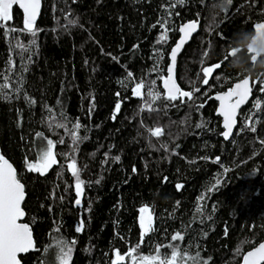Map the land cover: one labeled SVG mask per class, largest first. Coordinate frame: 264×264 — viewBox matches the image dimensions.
<instances>
[{
    "label": "trees",
    "instance_id": "16d2710c",
    "mask_svg": "<svg viewBox=\"0 0 264 264\" xmlns=\"http://www.w3.org/2000/svg\"><path fill=\"white\" fill-rule=\"evenodd\" d=\"M41 2L35 37L23 31L17 7L0 27V84L5 77L9 83V99H0V153L25 186V222L35 242L21 264H59L61 239L76 241L70 264H111L117 252L120 264H133L155 256L157 247L171 259L170 246L181 251L179 264H192L184 253H199L208 264H239L264 240V76L228 141L213 96L263 71L264 58L253 65L245 48L236 49L264 22V0ZM189 21L199 22V31L179 57L176 77L182 90L199 91L183 103L150 105L149 90L165 96L160 84L169 52ZM13 27L16 33L7 31ZM206 67L213 68L208 84ZM140 82L146 87L134 96ZM157 127L163 135L151 136ZM48 140L57 163L44 175L29 172L26 161L35 163L39 143ZM73 160L84 181L80 205L67 167ZM143 206L152 212L153 231L142 237ZM177 233L183 239L173 241Z\"/></svg>",
    "mask_w": 264,
    "mask_h": 264
},
{
    "label": "snow or ice",
    "instance_id": "6c2138e0",
    "mask_svg": "<svg viewBox=\"0 0 264 264\" xmlns=\"http://www.w3.org/2000/svg\"><path fill=\"white\" fill-rule=\"evenodd\" d=\"M175 2L176 4L183 5L185 0H175ZM226 2L230 4L231 0H226ZM14 5H18L19 8L23 10V31L35 37L38 31L36 28V20L41 9V0H0V27H4V23L13 19L12 10ZM71 23H75V21H71ZM197 27V22H188L179 28L180 33H182V38L181 41L177 43L171 51L172 64L168 67L167 78L163 79L166 95L161 97L158 92L149 90L147 92V98L150 105L154 104L159 99H166L169 102L179 99L183 103L185 102V98H187V100H192L194 97V91H199V89H195L193 92L182 91L180 87H178L173 77V70L175 67L177 54L182 45L188 40L192 33L197 30ZM7 31L16 33L18 30L13 27ZM254 32L255 37H258L264 33V23L256 24ZM248 34L249 33H245V35ZM165 39V36L160 37V40ZM31 45L33 47L35 46L34 39L31 41ZM18 46L24 51H28V49H25L23 45ZM215 67L219 68L220 64H217ZM202 71L204 77L203 83L208 84V78L212 74L213 68L206 67L203 68ZM128 75L131 77L132 73H128ZM7 80L8 77H5V82L0 84V99H9V97L4 94L5 91L9 89V83ZM145 87L146 85L143 82L137 83L136 86L132 88L133 95L140 96L141 89ZM16 91L19 92L20 88H16ZM252 91L253 88L250 86L249 79H243L236 83L235 86L228 92L215 97V99L220 101L219 115L223 117V127L225 129L223 136L225 140H227L233 132V128L236 124L238 109L246 102ZM261 91H264V88H261ZM25 100H27L29 104L34 103V101H31L28 99V97H25ZM120 107L121 105L117 103V112L120 110ZM199 107L202 108L203 104L199 105ZM256 107L259 108V102H257ZM150 110L155 109L150 108ZM113 118H115V114L113 115ZM56 127H63V125L57 123ZM80 127L81 125L79 123L74 125L75 129H79ZM197 127H201V125H197ZM251 130L253 132L256 131L255 127H253ZM150 134L153 137H160L163 135V131L160 127H157L152 130ZM37 135L39 136L40 134L37 133ZM72 140L74 144H78V142L81 140V138L76 135L75 131L72 132ZM60 143H63V140H61ZM53 148V141L48 140L46 146L41 147L39 158L35 163H29L26 161L27 170L29 172H38L41 175H44L52 167V165L57 163ZM115 160L118 161L119 157H115ZM67 167L75 177V204L80 205L81 196L83 195L84 181L80 179L75 160H73L72 163H69ZM227 171L228 169H225V172ZM219 184L220 180H216V185ZM176 187L177 190H179L182 185L177 184ZM213 187H215V185ZM208 191L211 192L212 188H209ZM24 196L25 186L18 178L17 171L2 155H0V264H21L20 260L17 259V254L26 253L29 250H35L33 235L29 225L27 223H18V221L21 220L25 215V212L21 207ZM199 211L200 209L198 208L197 212ZM139 212V224L143 237L146 236L148 232L153 231L152 212L147 206L141 207ZM83 227L84 224L83 221H81L80 225L76 228V231H82ZM182 239L183 237L179 233L172 236L173 241ZM75 244V240H58L56 245L58 252L56 253L55 260H58L59 264H70L73 247ZM170 247L171 259H169L167 256L162 257L160 255V249L157 247L155 256H139L138 261L134 260L133 264H179L177 258L181 257V251L175 246ZM136 251V249L132 250V252ZM123 259L124 257L121 256L119 252H117L116 259L112 260L111 264H120V261ZM182 259L190 260L192 264H208L207 260L200 259L199 253H197L195 256H188L186 253H184ZM262 262H264V243L259 244L255 250L249 252L244 257V264H262ZM42 264H55V261L44 260L42 261Z\"/></svg>",
    "mask_w": 264,
    "mask_h": 264
},
{
    "label": "water",
    "instance_id": "95a60500",
    "mask_svg": "<svg viewBox=\"0 0 264 264\" xmlns=\"http://www.w3.org/2000/svg\"><path fill=\"white\" fill-rule=\"evenodd\" d=\"M14 7H17V9L21 12V14H22V18H23V10L20 9L18 5H14ZM41 9H42V2H41ZM41 9H40V12H39V14H38V16H37L36 23L38 22V19H39V17H40ZM189 22H196V21H189ZM186 23H188V22H186ZM186 23H184V24H186ZM261 23H264V22H261ZM197 24H198L197 30H196L195 32L192 33V35H191V36L188 38V40L182 45L181 49L179 50V52H178V54H177V58H176V61H175V67H174V70H173V77H174V80H175V82L177 83L178 87H180V85L178 84V81H177V77H176V69H177L178 59H179V57L181 56V54H182L183 50L185 49V47L191 42L192 38L198 33V31H199V22H197ZM256 24H258V23H256ZM256 24H255V25H256ZM182 25H183V24H182ZM182 25H181V26H182ZM255 25L253 26V33H254V34H255V32H254V31H255ZM181 26H180V27H181ZM180 27H179V28H180ZM178 34H179V37H178L176 43L174 44V46L171 48V50H170V52H169V56H168L169 64H168V66H167V68H166V76H165L164 78H167V75H168V67L172 64V61H171V51H172V49L176 46V44L179 43V42L181 41V38H182V33H180L179 29H178ZM245 49H246L247 55L250 56V61H251V63H252L253 65H255V64H256L261 58H264V55H260V54L256 53L255 50H254V48H253L251 45H249V46L246 47ZM262 69H263V71H262V72L258 75V77L255 78V79H253L251 76H247V77L243 78V79H249L250 86L253 88V91H254L255 87L258 85V83L260 82V80L262 79V77L264 76V68H262ZM164 78H163V79H164ZM163 79L161 80V84H160V85H161V89H162L164 95H166V90H165L164 85H163ZM243 79H242V80H243ZM240 81H241V80H240ZM240 81H238V82H240ZM238 82H236V83H238ZM236 83H235V84H236ZM235 84H233L231 88H233V87L235 86ZM231 88H230V89H231ZM180 89L182 90L181 87H180ZM230 89H228L227 91L222 92V93H217V94H215V95L213 96V100L217 103V107H216L215 115H216L217 117H219L220 120H221V128H222L223 132L225 131V129H224V127H223V117H222L221 115H219L220 101H218L217 99H215V97H216L217 95H222V94L228 92ZM182 91H184V90H182ZM253 91H252V93H253ZM252 93L249 95V97H248V99L246 100V102H245L244 104H242V105L240 106V108L238 109V111H237V116H236V124H235V126H234V128H233V132H232V134L230 135V137H229L227 140H225V138H224V136H223V132H222V137H223V139H224L225 141H228L230 138H232V136H233V134H234V131H235L236 128H237V120H238L239 113H240L241 110H242L243 108H245V107L248 105V103L251 101ZM185 99H187V98H185ZM0 155H1V153H0ZM4 158H5V157H4ZM5 159H6V158H5ZM6 160L12 165V163H11L8 159H6ZM12 166H13V165H12ZM13 168H14V166H13ZM14 169H15V168H14ZM25 198H26V194H25V196H24V200L22 201V204H21L22 209H23V203H24V201H25ZM24 212H25V211H24ZM25 218H26V213H25L24 217H23L21 220L18 221V223H26V222H25ZM29 227H30V226H29ZM77 233H81V231H80V232H77ZM33 241H34V239H33ZM261 243H264V240H263ZM261 243H259V244H261ZM259 244H258L256 247H254L253 249H251V250H249L248 252H246V253L243 255V257H242V259H241V262H240L239 264H244V257H245L249 252L255 250V248H257V247L259 246ZM34 245H35V242H34ZM32 251H34V250H29V251L26 252V253H18V254H17V259L20 260V257H23V256L29 254V253L32 252ZM20 262H21V260H20ZM262 264H264V262H262Z\"/></svg>",
    "mask_w": 264,
    "mask_h": 264
},
{
    "label": "clouds",
    "instance_id": "9594fccd",
    "mask_svg": "<svg viewBox=\"0 0 264 264\" xmlns=\"http://www.w3.org/2000/svg\"><path fill=\"white\" fill-rule=\"evenodd\" d=\"M254 37H255L254 33L248 35V39L247 40H245L242 43L238 44L236 52H239L242 48H246L249 45H251L254 48L256 53H258L260 55H264V33H262L258 37H255V41H254ZM233 66L236 67V68H240L241 67L239 61L235 59V53H234V59H233ZM260 67L264 68V61H261Z\"/></svg>",
    "mask_w": 264,
    "mask_h": 264
},
{
    "label": "rangeland",
    "instance_id": "374dc122",
    "mask_svg": "<svg viewBox=\"0 0 264 264\" xmlns=\"http://www.w3.org/2000/svg\"><path fill=\"white\" fill-rule=\"evenodd\" d=\"M46 144H47V141H42V142L39 143L38 151H37V159H36V161H37L38 158H39V152H40L41 147H42V146H46ZM36 161H35V162H36ZM139 217H140V212H139ZM139 217H138V224H139ZM152 223H153V216H152ZM139 227H140V224H139ZM140 230H141V228H140ZM141 234H142V230H141Z\"/></svg>",
    "mask_w": 264,
    "mask_h": 264
}]
</instances>
